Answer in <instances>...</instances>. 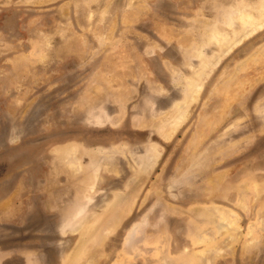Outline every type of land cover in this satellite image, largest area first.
<instances>
[{"label": "rangeland", "instance_id": "rangeland-1", "mask_svg": "<svg viewBox=\"0 0 264 264\" xmlns=\"http://www.w3.org/2000/svg\"><path fill=\"white\" fill-rule=\"evenodd\" d=\"M263 7L0 0V264H264Z\"/></svg>", "mask_w": 264, "mask_h": 264}, {"label": "bare ground", "instance_id": "bare-ground-1", "mask_svg": "<svg viewBox=\"0 0 264 264\" xmlns=\"http://www.w3.org/2000/svg\"><path fill=\"white\" fill-rule=\"evenodd\" d=\"M260 16L259 18H254L251 15H247L246 17H242L243 19V32L237 36V39L234 41L233 44H230L228 46V49H231L234 45L240 44L242 39L247 38L248 36H251L254 32L257 30L264 29V7L260 9ZM225 40V41H224ZM228 37L225 36L224 39H221V44L227 45ZM227 49V48H226ZM227 49V50H228ZM224 54H226L228 51ZM209 64V63H208ZM211 64V62H210ZM215 66V64L213 65ZM208 67V66H207ZM212 68H209V70L203 71L200 73L201 77H204L207 72H211ZM205 78V77H204ZM191 82V81H190ZM194 85V86H193ZM190 93L187 96V99L181 102L176 103L174 107V112L171 114V117H161V120L159 122V130L161 136L164 138V140H169L171 137L177 132L179 127L185 122L187 109L190 105V102L195 99L196 94L201 90L202 85L200 83L193 84ZM189 89V88H188ZM160 148L155 144H149L147 147V153L142 156L141 158V164L139 166V178L135 179L133 181V186L131 187L130 192L132 190L137 189L139 184L150 174L151 170L153 169L154 165L156 164L157 160L160 156ZM72 160H76V154L74 151H72ZM128 190V191H129ZM135 192V191H133ZM133 192L131 193L133 196ZM130 196V197H132ZM219 221L218 224H223V230L227 231L229 230V225L227 224V221L220 216L218 218ZM109 230V229H108ZM107 231V230H106ZM133 231L130 233L129 238L131 239L133 236ZM236 235L230 234L229 238L226 243H224V249L228 250L231 249L232 243L235 241ZM89 242V241H88ZM89 249V248H88ZM81 258L77 259V262L75 264H95L94 262L97 260V256L95 253L87 254L82 253L80 254ZM79 256V257H80Z\"/></svg>", "mask_w": 264, "mask_h": 264}]
</instances>
